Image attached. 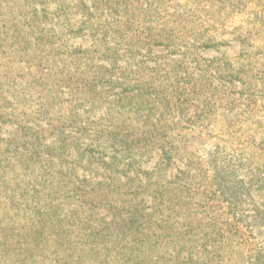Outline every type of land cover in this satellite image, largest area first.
Returning <instances> with one entry per match:
<instances>
[{"label": "rangeland", "instance_id": "obj_1", "mask_svg": "<svg viewBox=\"0 0 264 264\" xmlns=\"http://www.w3.org/2000/svg\"><path fill=\"white\" fill-rule=\"evenodd\" d=\"M46 1L49 12L61 6L59 0ZM228 1L206 7L196 40L188 39L191 45L208 41L212 46L190 51L197 58L227 60L231 73L243 70L252 79L220 87L218 73L212 77L229 100L214 103L207 116L211 131L182 128L171 133L178 150L164 169L160 148L129 155L115 136L99 127L138 122L148 114L151 105L125 98L132 84L105 88L104 103H82L78 98L86 67L80 50L91 47L87 37L71 34L56 42L53 93L44 104L35 90L20 91V83L36 69L25 67L21 52L2 48L6 37L0 34V87L7 92L4 100L0 98V264H264V178L257 184L244 178L249 181L241 185L240 202L213 197L207 194L209 183H196L211 175L205 163L215 145L254 160L259 151L252 143L264 147V25L257 20L264 13V2ZM175 2L181 8L196 7L190 0L171 1ZM80 21L71 16L73 30ZM240 39L248 44L245 55ZM154 51L165 52L159 47ZM181 53L174 55L181 58ZM93 64L105 62L94 61L92 68ZM195 66L189 63L194 77H205ZM246 83L251 84L249 89L244 88ZM174 118L180 121L182 115L175 113ZM189 157L201 162L200 169L188 166ZM182 171L195 177L194 185L204 187L203 194L187 196L182 191L169 202L160 201L148 188L149 177L160 180L159 174L168 183ZM156 207H161V215ZM140 213L152 218L148 244L143 245L135 244L130 225ZM216 213L232 219L239 215L240 234L221 250L222 260L205 252L212 251Z\"/></svg>", "mask_w": 264, "mask_h": 264}, {"label": "trees", "instance_id": "obj_2", "mask_svg": "<svg viewBox=\"0 0 264 264\" xmlns=\"http://www.w3.org/2000/svg\"><path fill=\"white\" fill-rule=\"evenodd\" d=\"M59 1L61 6L49 12L46 0H0V34L6 37L2 48L21 52L23 63L27 64L25 67L36 69V73L27 82L20 83V91L29 87L38 92L46 104L53 93L52 76L56 71L52 69V53L56 42L63 41V37H70L71 34V37L78 34L87 37L91 41V47L80 50L86 67L82 72V91L76 92L80 94L78 98L82 103H104L108 97L104 94L105 88L112 90L113 85L132 84L129 86L132 91H127L132 95H124L125 98L137 99L144 106L151 105L148 114L138 122L101 123L99 127L101 131L108 130L115 136L117 145L129 155L160 148L163 169L171 164V156L178 150L171 133L182 128L211 131L212 122L207 120V116L211 114L214 103L218 99L229 100L219 86L213 83L212 77L218 73L222 79L220 87L224 83L233 85L237 80L244 83L252 79L243 70L231 73L232 64L227 60L219 62L217 59L197 58L196 53L190 51L212 46L208 41L191 45L188 39L196 40V27L206 16L205 8L214 5V1L221 0H190L196 7L183 8L179 2L171 3L172 0ZM228 2L233 5L237 0ZM256 2L263 4L264 0ZM71 16H79L81 19L77 30L72 29ZM257 20L264 25V13ZM55 28L59 31H55ZM240 40L243 55L245 45L248 44L244 39ZM157 47L165 52L155 53ZM178 51L182 52L181 58L174 55ZM102 60L105 64H93L94 67H91L90 64L94 61ZM190 62L195 63L196 70L205 72L202 75L205 77H194L189 67ZM128 74H132V78ZM112 79H123V83ZM55 83L57 82L53 84ZM250 83H246L244 88L249 89ZM98 84H103V87ZM4 95L7 92L0 87L1 100L5 99ZM175 113L182 115L180 121L175 120ZM252 146L259 151L255 160L253 156L246 158L239 154L235 156L225 153L215 145L208 152L205 163L211 171L207 178L202 177L205 182H197L195 177L182 171L168 183H163L159 174L160 180L149 177L151 185L148 188H152V194L160 201L171 202L177 200L183 192L187 196L203 194L204 187H196V181L202 185L209 183L211 189L207 190V194L213 197H221L226 202L230 199L240 202L243 200L241 185L249 181H244V178L252 179L253 184L264 178V175H260V171L264 172V147L253 143ZM187 161L189 167L200 169V161L192 157L187 158ZM260 163L263 165H256ZM259 168L262 169L255 172ZM249 171L253 172L248 176ZM147 186L148 184L143 188L146 189ZM160 209L161 207L154 208L161 215ZM225 216L221 213L212 216V251L205 249L212 258L220 260L221 250L227 247V242L234 241V237L240 234V223L236 219L239 215H235V219ZM150 217L149 213H140L130 223L134 230L132 232L136 235L135 244H148ZM239 238L242 240V237ZM249 257L251 259L252 255Z\"/></svg>", "mask_w": 264, "mask_h": 264}]
</instances>
